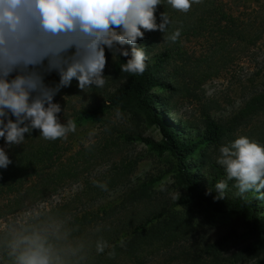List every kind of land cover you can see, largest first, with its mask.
<instances>
[{"label":"trees","instance_id":"1","mask_svg":"<svg viewBox=\"0 0 264 264\" xmlns=\"http://www.w3.org/2000/svg\"><path fill=\"white\" fill-rule=\"evenodd\" d=\"M232 2L236 9L231 6ZM240 3L239 0H201L199 4L193 3L190 11L184 13L173 9L167 0H161L156 9L157 23L161 22V13L165 12L171 21L167 34L177 29L181 32L177 41L168 40L161 51L154 52L158 48V41L154 31H146L136 46L143 48L145 55L148 52L151 54L146 56L147 67L140 75L121 71V66L131 57V45H124L129 50L128 57L113 56L112 51L106 48L111 74L119 84L109 94L108 103L85 109L76 116V121L79 124L98 122L107 108L116 106L122 110H133L148 125L157 127L161 134L159 141L148 137H140L139 140L157 153L168 152L174 159L175 183L184 190L183 196L175 204L200 201L215 212L234 216L253 237L247 250L255 253L264 264V199L258 198L259 194L251 190L243 195L238 194L236 181L228 180L224 166L212 154V149L232 144L228 142L229 135L238 127L252 122V110H264V94L253 99L250 96L244 106L224 122L206 113L202 126L193 130L183 123L174 125L167 117L171 109L167 107L168 102L153 91L156 87L177 89L167 66L175 48L181 45V37L205 38L210 42V51L218 55L232 41L246 46L252 44L255 37L261 36L260 28H254L252 23V10L245 8L244 11ZM182 59L186 63L191 61L188 56ZM44 80L49 87L58 85L59 73L45 72ZM158 105L162 107L161 110H157ZM59 139L47 140L38 129L25 133L23 143L18 145H9L5 138H0V146L6 147L5 152L11 160L7 168H0V221L17 215L24 205L42 199L50 189L48 186L55 187L65 176L74 175V170L61 164ZM222 180L227 182L228 187L224 197L219 198L215 184ZM148 187L144 185L128 192L126 200L112 206L100 205L95 208L88 202H82L88 206L70 215L65 206L31 210L26 219L16 225L14 232L0 227V264H15V239L32 232L46 237L63 264H121L126 259L141 260L156 241L169 242L176 238L181 225L176 212L165 208L160 211L155 208L138 218L120 216V212L129 208L130 204L136 205L149 195ZM260 191L264 192V189ZM235 231L231 229L209 244V249L222 247L235 235ZM98 240L109 244L99 254L95 251ZM110 252H114V255L110 256Z\"/></svg>","mask_w":264,"mask_h":264},{"label":"rangeland","instance_id":"2","mask_svg":"<svg viewBox=\"0 0 264 264\" xmlns=\"http://www.w3.org/2000/svg\"><path fill=\"white\" fill-rule=\"evenodd\" d=\"M239 1L243 10H252V23L254 28H260L261 36L246 46L232 41L218 55L210 51V42L205 38L181 37V45L175 48L167 66L177 89L153 88L168 102L171 109L167 117L174 125L183 123L197 129L206 113L220 122L227 121L250 96L253 99L264 94V0ZM231 6L236 9L233 2ZM154 36L158 41L154 52L161 51L168 40L159 30L154 31ZM185 56L191 58L190 63L184 62ZM104 75L103 88L92 86L84 91L73 79L70 86L61 87L54 96L53 102L61 106L60 122L66 124L71 119L76 124L75 132L59 139L61 164L74 170V175L65 176L55 187L48 186L50 189L42 199L24 205L17 215L0 221V227L14 232L31 210L43 207L47 210L65 206L70 215L88 206L86 202L95 208L112 206L126 200L128 192L148 185L149 195L119 211L120 216L138 218L155 208L158 211L165 208L176 212L181 224L179 232L169 242L156 241L141 260L126 259L121 264H262L255 253L247 250L253 237L234 216L215 212L200 201L175 204L184 190L175 183L174 159L168 152L157 153L139 140L148 137L159 141L161 134L157 127L148 125L133 110L116 106L107 108L98 122L77 123L76 116L85 109L108 103L109 94L119 84L111 74L109 58ZM161 108L157 106V110ZM240 136L264 142V110H252V122L233 131L229 144ZM219 149H212L217 158ZM98 184H106V190ZM231 229L236 230L233 237L222 247L209 249V244Z\"/></svg>","mask_w":264,"mask_h":264},{"label":"clouds","instance_id":"3","mask_svg":"<svg viewBox=\"0 0 264 264\" xmlns=\"http://www.w3.org/2000/svg\"><path fill=\"white\" fill-rule=\"evenodd\" d=\"M201 0H167L175 10L187 13ZM161 0H0V138L9 145L23 143L25 133L40 130L47 140L67 138L76 131L73 120L61 123V106L53 102L61 87L73 79L81 90L106 84V48L113 56H129L124 45H131V57L121 71L140 75L146 70V55L137 47L146 31H161L164 39L177 41V29L167 34L171 23L156 9ZM45 61L47 63L45 64ZM56 71L55 87L45 84V72ZM11 117H15L12 119ZM5 118H7L5 122ZM217 162L224 166L228 180H235L238 194L248 191L264 199V144L240 136L230 146H221ZM11 163L0 147V168ZM106 190V184H98ZM228 184L219 181L215 189L224 197ZM122 243V242H121ZM107 241L98 240L95 251L103 253ZM15 264H63L46 237L32 232L17 237ZM109 255H114L110 252Z\"/></svg>","mask_w":264,"mask_h":264}]
</instances>
